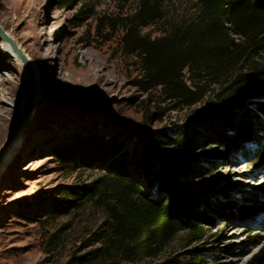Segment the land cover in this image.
I'll return each mask as SVG.
<instances>
[{
  "label": "rangeland",
  "instance_id": "374dc122",
  "mask_svg": "<svg viewBox=\"0 0 264 264\" xmlns=\"http://www.w3.org/2000/svg\"><path fill=\"white\" fill-rule=\"evenodd\" d=\"M69 1L0 0V26L27 57L33 74L29 89L23 62L0 39L5 128L0 139V264H155L173 254L188 259L184 251L191 248L202 252L204 264H247L264 250V108L231 148L206 140L211 126L196 134L187 169L191 184L207 192L210 203L204 207L211 221L202 224L207 229L203 242L185 247L181 233L142 260L123 259L115 250L95 263L78 259L101 246L97 240L105 212L94 201H83L68 213L49 207L57 206L61 188L87 186L99 172L63 163L56 149L78 133L110 134L128 144L142 125L148 132L171 133L221 101L218 83L209 78L203 84L206 93L191 106L169 99L160 88L145 92L138 85L139 58L124 36L140 0ZM157 3L162 18L138 27L142 36L154 39L175 27L201 28L199 1ZM184 78L190 84L187 71ZM230 125L238 127L236 121ZM13 132L20 135L8 147ZM225 133L236 138L237 131ZM202 169L210 172L200 174Z\"/></svg>",
  "mask_w": 264,
  "mask_h": 264
},
{
  "label": "trees",
  "instance_id": "16d2710c",
  "mask_svg": "<svg viewBox=\"0 0 264 264\" xmlns=\"http://www.w3.org/2000/svg\"><path fill=\"white\" fill-rule=\"evenodd\" d=\"M197 1L204 18L200 29L175 27L151 39L137 28L156 23L162 12L157 0H140L124 40L139 58L138 85L143 91L160 88L169 99L191 106L206 93L203 84L209 78L218 83L221 105L171 133L148 132L142 125L131 144L110 134L78 133L56 149L63 163L99 172L87 186L61 188L57 206L49 207L68 213L83 201H94L105 212L97 240L101 246L78 257L81 263H95L112 250L123 259L142 260L155 256L181 233L185 247L203 242L207 229L202 224L211 221L204 207L210 203L205 202L207 192L191 184L187 169V155L199 140L196 134L211 126L206 140L231 148L244 136L252 116L264 108V0ZM207 116L211 120L205 121ZM231 121L238 127H232ZM228 129L237 131L236 138L228 137ZM184 254L189 258L173 254L155 264H204L198 248ZM247 264H264V250Z\"/></svg>",
  "mask_w": 264,
  "mask_h": 264
},
{
  "label": "water",
  "instance_id": "95a60500",
  "mask_svg": "<svg viewBox=\"0 0 264 264\" xmlns=\"http://www.w3.org/2000/svg\"><path fill=\"white\" fill-rule=\"evenodd\" d=\"M0 39L5 41L8 44L10 49L12 51H14L16 53V55L23 62L24 66L26 68L28 79H29V89L32 88V85H33V74H32V67H31L30 62L28 61V59L24 55V53L20 50V48L16 45L14 40L8 35V33H6L4 31V29L1 26H0ZM19 135H20L19 132H13L11 137H10V140H9L7 146L8 147L11 146V144H13L18 139Z\"/></svg>",
  "mask_w": 264,
  "mask_h": 264
},
{
  "label": "bare ground",
  "instance_id": "6f19581e",
  "mask_svg": "<svg viewBox=\"0 0 264 264\" xmlns=\"http://www.w3.org/2000/svg\"><path fill=\"white\" fill-rule=\"evenodd\" d=\"M20 59V58H19ZM1 103V102H0ZM5 112V110H3ZM5 128H4V119L2 116H0V139L4 135Z\"/></svg>",
  "mask_w": 264,
  "mask_h": 264
}]
</instances>
